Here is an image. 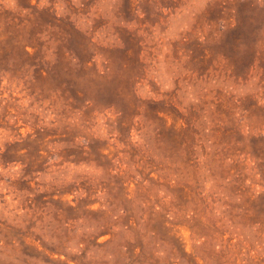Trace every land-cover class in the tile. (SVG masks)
I'll list each match as a JSON object with an SVG mask.
<instances>
[{
	"label": "rangeland",
	"instance_id": "1",
	"mask_svg": "<svg viewBox=\"0 0 264 264\" xmlns=\"http://www.w3.org/2000/svg\"><path fill=\"white\" fill-rule=\"evenodd\" d=\"M0 264H264V0H0Z\"/></svg>",
	"mask_w": 264,
	"mask_h": 264
}]
</instances>
